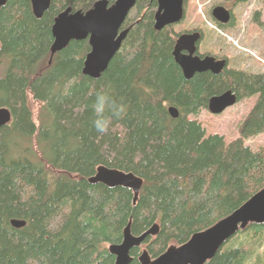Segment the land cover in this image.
Masks as SVG:
<instances>
[{"label": "trees", "instance_id": "trees-1", "mask_svg": "<svg viewBox=\"0 0 264 264\" xmlns=\"http://www.w3.org/2000/svg\"><path fill=\"white\" fill-rule=\"evenodd\" d=\"M96 1L51 0L40 18L29 0L0 9V108L11 114L0 127V264H114L108 246L121 242L129 221L134 236L158 226L143 241L155 258L264 187V145L244 143L264 135V73L229 69L185 79L171 54L176 34L153 27L155 0H136L141 16L128 26L125 19L129 31L98 78L82 74L87 40H71L48 64L54 17ZM225 89L237 100L256 97L230 141L207 134L193 117ZM100 90L120 110L106 134L92 123ZM29 97L39 103L37 122ZM99 166L141 178L137 199L128 188L89 183ZM11 220L25 224L14 228ZM263 240L264 223H250L204 264H264ZM139 254L131 249L129 264Z\"/></svg>", "mask_w": 264, "mask_h": 264}, {"label": "water", "instance_id": "water-1", "mask_svg": "<svg viewBox=\"0 0 264 264\" xmlns=\"http://www.w3.org/2000/svg\"><path fill=\"white\" fill-rule=\"evenodd\" d=\"M29 1L33 15L40 18L51 0ZM6 2L7 0H0V9ZM135 2L136 0H114L109 4L107 0H97L85 12H74L66 8L58 13L51 26L52 43L48 64L52 57L65 48L71 40H87L89 51L83 60L82 74L98 78L113 55L120 49L128 33L129 28H123V24L129 11L135 6ZM156 3L153 23L155 30L159 31L182 19L183 0H156ZM211 14L221 24L227 23L230 17V13L223 6H215ZM199 38V32H193L183 33L175 40L172 57L185 79H190L195 73L206 71L217 75L226 64L224 59L215 60L212 56L200 58L194 55ZM237 101L236 95L227 90L219 95L211 96L207 102V110L211 114H218ZM168 113L172 118L178 116V111L174 107H169ZM10 120V111L0 108V127L7 125ZM87 181L92 184L101 183L108 187L128 188L133 193L134 201L142 185V179L134 174L104 166L97 167L94 175ZM250 223H264V187L228 216L209 228L194 233L185 243L177 246L170 245L155 258H151L147 250L143 249L138 256V264H204L214 256L224 242ZM10 224L14 228H20L25 222L11 220ZM157 232L158 226L153 224L140 235L134 236L131 233L129 221L122 230L121 242L108 246L109 253L114 256V264H129L132 260L131 249L141 246L146 237L155 236Z\"/></svg>", "mask_w": 264, "mask_h": 264}, {"label": "rangeland", "instance_id": "rangeland-1", "mask_svg": "<svg viewBox=\"0 0 264 264\" xmlns=\"http://www.w3.org/2000/svg\"><path fill=\"white\" fill-rule=\"evenodd\" d=\"M216 4L232 7L235 26L219 27L217 25L209 13L210 8ZM184 10L183 19L171 26L174 34L199 29L202 31V39L198 44L200 54L226 57L230 70L243 71L247 74L264 73V28L252 22L255 13L258 12L259 22L264 23V0H245L235 8L229 0H186ZM138 16L141 14L132 8L127 24L137 19ZM2 70L0 66V73ZM255 99V96L242 98L218 114H211L206 108H202L193 117L205 127L207 134L219 133L230 141L239 137L238 125L250 111ZM29 105L33 120L37 122L39 103L29 97ZM244 143L255 150L264 145V135L252 136ZM144 246L143 243L139 246L140 253L146 249ZM257 251L264 258V240L262 245L258 246Z\"/></svg>", "mask_w": 264, "mask_h": 264}, {"label": "clouds", "instance_id": "clouds-1", "mask_svg": "<svg viewBox=\"0 0 264 264\" xmlns=\"http://www.w3.org/2000/svg\"><path fill=\"white\" fill-rule=\"evenodd\" d=\"M92 110L95 115V119L92 122L93 127L99 134H106L109 131L112 116L120 115V110L116 103L103 90L96 92ZM108 112L111 115H106Z\"/></svg>", "mask_w": 264, "mask_h": 264}, {"label": "flooded vegetation", "instance_id": "flooded-vegetation-1", "mask_svg": "<svg viewBox=\"0 0 264 264\" xmlns=\"http://www.w3.org/2000/svg\"><path fill=\"white\" fill-rule=\"evenodd\" d=\"M155 2H156V0H155ZM185 2H186V0H183V8H184V6H185ZM238 4H242V3H234V2H232L233 8H235ZM215 6H223V7H224V8L230 13V17H229V20L227 21V23H223V24H221V23L217 22V21L212 17L211 12H212V9H213ZM156 7H157V3H156ZM156 7H155V9H154V12H155V10H156ZM131 10H132V9H131ZM131 10H130V11H131ZM130 11H129V13H130ZM154 12H153V23H154ZM184 12H185V10L183 11V17H184ZM129 13H128V15H129ZM209 13H210L211 17L213 18V20L217 23V25H218L219 27H223V26H235L234 14H233L232 7H231V6H226L225 4H216V5H214V6H212V7L210 8ZM256 13L258 14V18H257L258 21H252L253 24L264 28V26H263L264 23H260V22H259V13H258V12H256ZM256 13H255V14H256ZM128 15H127V17H128ZM127 17H126V18H127ZM183 17H182V19H183ZM182 19H181V20H182ZM181 20H180V21H181ZM180 21H179V22H180ZM179 22H177V23H179ZM177 23H174V24H172V25H168V26H173V25H175V24H177ZM125 24H126V21H125L124 24H123V28L127 29L128 27H126ZM126 25L128 26V24H126ZM168 26H165V27H168ZM165 27H164V28H165ZM162 29H163V28H162ZM128 31H129V29H128ZM193 32H199V34H200V38H199L198 42L196 43V50H195L194 55H196V56H198V57H200V58H203V57H205V56H212V57L215 58V60L224 59L225 62H226V64H225L223 70H229V68H228V59H227L226 57H224V56H222V57H218V56H214V55H210V54H200V53L198 52V44H199L200 40L202 39V31L199 30V29L188 30V31H184V32H180V33L176 34V35L174 36V43H175V40L177 39V37H178L179 35H181V34H183V33H193ZM173 46H174V45H173ZM171 54H172V53H171ZM178 68H179V67H178ZM223 70H222V71H223ZM222 71H221V72H222ZM180 72H181V70H180ZM206 72H209V71H206ZM221 72H220V73H221ZM209 73H211V72H209ZM211 74H212V73H211ZM227 90H230V89H225V90L221 91L219 94H221V93H223V92H225V91H227ZM230 91H231V90H230ZM219 94H217V95H219ZM234 94H235V93H234Z\"/></svg>", "mask_w": 264, "mask_h": 264}]
</instances>
